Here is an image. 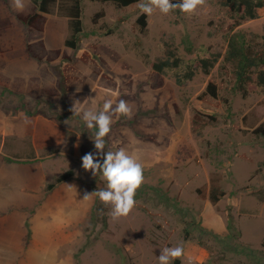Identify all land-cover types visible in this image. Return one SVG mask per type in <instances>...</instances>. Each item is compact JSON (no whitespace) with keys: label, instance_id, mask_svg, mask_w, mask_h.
<instances>
[{"label":"rangeland","instance_id":"rangeland-1","mask_svg":"<svg viewBox=\"0 0 264 264\" xmlns=\"http://www.w3.org/2000/svg\"><path fill=\"white\" fill-rule=\"evenodd\" d=\"M224 1L206 0L191 15L155 10L142 28L141 2L118 9L83 0L84 34L74 50L65 46L67 18L55 12L42 33L29 35L17 13L31 0H21L22 9L0 0V20H10L0 29L1 72L36 78L44 91L38 100L0 87V264H158L164 248L178 245L184 255L171 264H264V138L254 133L264 123V88L238 90L223 59L185 86L152 66L171 50L187 61L226 54L235 20ZM237 31L264 51V8ZM29 37L71 57L79 80L70 92L63 73L70 61L33 59ZM210 84L217 97L205 94ZM74 99L84 110L98 112L106 99L131 109L130 118L112 117L104 138L105 152L124 148L143 167L127 217L114 221L110 205L83 200L106 181L81 166L95 153L97 129L69 110ZM214 187L225 193L217 202Z\"/></svg>","mask_w":264,"mask_h":264},{"label":"trees","instance_id":"trees-1","mask_svg":"<svg viewBox=\"0 0 264 264\" xmlns=\"http://www.w3.org/2000/svg\"><path fill=\"white\" fill-rule=\"evenodd\" d=\"M100 3H113L118 9H123L136 5L143 0H93ZM172 3H179V0H172ZM223 6L227 8L235 23L231 27V35L228 38V47L226 54L212 53L210 56H197L191 61H187L178 55L176 50H171L169 57L165 60L152 63L153 69L160 74L172 75L176 78L177 84L185 86L192 81L198 71L201 69L205 74H210L216 65L223 59V69L227 72L231 68V76L236 83V88L244 94L254 92L259 88H264V51L257 52L254 46L247 41L246 35L237 29L246 20H255L259 17V10L264 8V0H225ZM58 12L61 16L69 20L70 35L65 42V46L74 50H78L79 44L84 34V7L83 0H31L30 5L24 11L17 13L19 21L27 28L29 35L42 33L47 22V16ZM146 14L139 19V24L142 28L146 27ZM10 25V20H0V29ZM264 39V37H263ZM188 51H191V46H187ZM27 52L30 57L35 60L53 63L58 59L70 61L63 69L65 75L64 84L66 91L70 92L73 86L78 82V69L71 64V57L62 50H49L43 40L32 41L29 37ZM88 57V55H85ZM86 57V58H87ZM230 72V71H229ZM103 80H110L114 84L115 81L109 78L107 74H103ZM0 87L12 94L28 95L38 99L41 93L44 92L40 88V83L36 78L26 80L23 77L12 79L1 72L0 65ZM47 92V90L45 91ZM53 94L54 91H49ZM48 94V95H49ZM213 97L218 96V88L215 84H210L207 92ZM204 94V95H205ZM73 95V94H71ZM40 112V111H39ZM257 137L264 138V123L257 127L254 131ZM72 176V171H69L57 180V183H62ZM56 183L49 186L50 189L55 187ZM224 192L219 188L214 187L211 192V200L219 201L224 196ZM95 218V212H94ZM244 248V252H245ZM251 255L252 252H249Z\"/></svg>","mask_w":264,"mask_h":264},{"label":"clouds","instance_id":"clouds-1","mask_svg":"<svg viewBox=\"0 0 264 264\" xmlns=\"http://www.w3.org/2000/svg\"><path fill=\"white\" fill-rule=\"evenodd\" d=\"M206 0H179V3H172V0H144L138 7L140 11L151 16L155 10L167 15L173 9H179L184 14H193L198 7L203 6ZM15 6L23 8L21 0H14ZM95 104V99L89 98ZM89 99H85V102ZM75 115H82L88 129L96 128L93 141L95 153H86L82 158V168L86 172H91L93 176L101 174V178L106 181V189L95 190L92 193L85 192L83 200L88 201L93 196L111 206L112 219L118 220L127 217L135 207V193L143 183V167L135 154H129L124 148L118 151L105 152L104 138L111 131L112 117L119 118L121 115L131 117V109L128 103L120 100L115 107L113 101L106 99L103 108L95 111L94 108L84 110L80 100L74 99L69 109ZM69 188L75 187L68 185ZM184 255L182 246L166 247L157 257L158 264H171Z\"/></svg>","mask_w":264,"mask_h":264}]
</instances>
